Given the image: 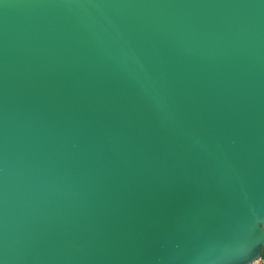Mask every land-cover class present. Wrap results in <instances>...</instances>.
I'll list each match as a JSON object with an SVG mask.
<instances>
[{"label":"water","instance_id":"95a60500","mask_svg":"<svg viewBox=\"0 0 264 264\" xmlns=\"http://www.w3.org/2000/svg\"><path fill=\"white\" fill-rule=\"evenodd\" d=\"M262 224L264 0H0V264H251Z\"/></svg>","mask_w":264,"mask_h":264},{"label":"built area","instance_id":"2783aa9c","mask_svg":"<svg viewBox=\"0 0 264 264\" xmlns=\"http://www.w3.org/2000/svg\"><path fill=\"white\" fill-rule=\"evenodd\" d=\"M251 264H264V251L262 253V256Z\"/></svg>","mask_w":264,"mask_h":264},{"label":"snow or ice","instance_id":"6c2138e0","mask_svg":"<svg viewBox=\"0 0 264 264\" xmlns=\"http://www.w3.org/2000/svg\"><path fill=\"white\" fill-rule=\"evenodd\" d=\"M261 227H264V224H262Z\"/></svg>","mask_w":264,"mask_h":264}]
</instances>
